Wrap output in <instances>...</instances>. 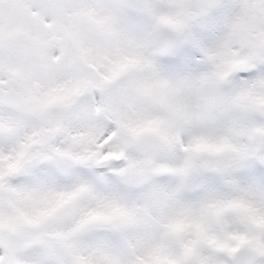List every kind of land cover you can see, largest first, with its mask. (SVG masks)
I'll return each instance as SVG.
<instances>
[{
  "label": "snow or ice",
  "instance_id": "snow-or-ice-1",
  "mask_svg": "<svg viewBox=\"0 0 264 264\" xmlns=\"http://www.w3.org/2000/svg\"><path fill=\"white\" fill-rule=\"evenodd\" d=\"M0 264H264V0H0Z\"/></svg>",
  "mask_w": 264,
  "mask_h": 264
}]
</instances>
